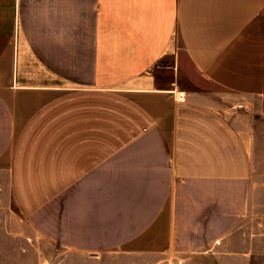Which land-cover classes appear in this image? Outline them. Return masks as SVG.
<instances>
[{
	"label": "crops",
	"instance_id": "0c3cea01",
	"mask_svg": "<svg viewBox=\"0 0 264 264\" xmlns=\"http://www.w3.org/2000/svg\"><path fill=\"white\" fill-rule=\"evenodd\" d=\"M263 148L264 0H0V200L32 242L213 247Z\"/></svg>",
	"mask_w": 264,
	"mask_h": 264
},
{
	"label": "rangeland",
	"instance_id": "374dc122",
	"mask_svg": "<svg viewBox=\"0 0 264 264\" xmlns=\"http://www.w3.org/2000/svg\"><path fill=\"white\" fill-rule=\"evenodd\" d=\"M253 181L248 206L224 241L189 253L170 249L136 253L122 247L93 254L46 241L34 243L27 237L31 236L27 225L16 228V212L0 200V264H264V151ZM224 254L228 259H222Z\"/></svg>",
	"mask_w": 264,
	"mask_h": 264
},
{
	"label": "built area",
	"instance_id": "2783aa9c",
	"mask_svg": "<svg viewBox=\"0 0 264 264\" xmlns=\"http://www.w3.org/2000/svg\"><path fill=\"white\" fill-rule=\"evenodd\" d=\"M179 97L180 98H183L184 97V95H182V94H179ZM237 108H245V106H244V104L241 102V103H239L237 106H236Z\"/></svg>",
	"mask_w": 264,
	"mask_h": 264
}]
</instances>
